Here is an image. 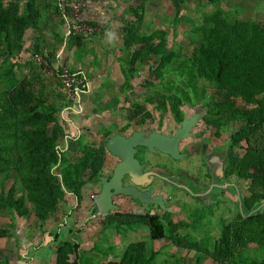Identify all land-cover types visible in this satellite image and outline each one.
Returning <instances> with one entry per match:
<instances>
[{
	"label": "rangeland",
	"instance_id": "374dc122",
	"mask_svg": "<svg viewBox=\"0 0 264 264\" xmlns=\"http://www.w3.org/2000/svg\"><path fill=\"white\" fill-rule=\"evenodd\" d=\"M16 1L24 13L27 0ZM77 1L75 9V0H36L41 11L38 29L27 31L22 52L11 63L25 91L38 94L57 111L48 133L56 132L67 163H78L86 148L105 151L108 156L101 171L105 177L112 174L115 163L105 149L113 135L147 130L171 137L180 128L169 95L180 85L173 80L188 77L184 64L197 54L202 30L234 22L264 29V0ZM162 42L165 52L161 54L157 47ZM159 56L172 63L161 68ZM53 68L67 70L83 87L63 91L59 78L48 74ZM167 68L170 71L162 79ZM125 73L130 85L124 84ZM197 84L192 105L179 104L181 121L197 116L190 137L179 144L182 159L145 156L166 176L174 175L173 184L157 179L152 186L154 195L164 199L166 210L140 205L132 211L128 204L134 202L116 197V203H125L122 212L98 216L90 196L98 195L100 183L86 184L80 203L65 191L43 227L34 219L12 221L9 213L0 210V231L8 232L0 237V264H55L57 249L69 239L77 240L82 251L77 264H126L130 257L139 263L142 255L153 252L157 253L153 264H196L197 258L198 264H216L225 250L224 241H234V224L243 225L242 217L264 215V182L250 178L259 175L261 168L245 157L251 155L249 144L264 145V124L237 137L243 119L252 118L254 105L230 99L226 91L199 78ZM180 90L187 92L188 86ZM210 99L224 103L229 99L232 104L226 105L224 118L215 125L210 124ZM53 171L57 173L56 168ZM15 175L11 172L5 180L0 174V191L8 190ZM146 212L165 218L166 224L172 222L171 231L165 227L164 239L150 241L147 226L138 220ZM261 228L264 218L254 225L248 221L243 239ZM242 250L247 257L260 259L255 244ZM74 260V255L68 256L69 263Z\"/></svg>",
	"mask_w": 264,
	"mask_h": 264
},
{
	"label": "trees",
	"instance_id": "16d2710c",
	"mask_svg": "<svg viewBox=\"0 0 264 264\" xmlns=\"http://www.w3.org/2000/svg\"><path fill=\"white\" fill-rule=\"evenodd\" d=\"M176 8L178 10L179 5L176 4ZM40 19L41 11L36 6V0H27L25 12L22 14L16 0H8L7 3L0 0V174H4L5 180L11 172L17 175V180L15 175L8 190L0 191V210L9 213L12 221L16 217L34 219L37 226L43 227L56 213L58 201L65 191L72 193L77 203H80L82 188L88 183H99L105 151L86 148L78 163L68 164V156L57 144L56 132L48 133V126L57 111L38 94L26 92L25 86L20 84L14 74L16 66L11 63V59L22 52L27 31L37 30ZM91 25L96 26L95 23ZM202 38L203 42L197 54L184 64L188 77L173 80L175 84L180 83L173 87L174 92L169 95L176 122H181L179 104L184 102L191 106L192 100L197 99L199 78L217 89L226 91L230 99H240L254 105L250 113L252 118L243 119L235 132L237 137L242 136L244 130L250 129L254 133L261 129L264 124V29L249 28L239 22L224 24L223 28L213 25L202 30ZM150 49L151 53L156 52L155 47ZM157 51L161 54L165 52L164 42L157 47ZM37 53L39 54V50L36 46L34 54ZM44 59L47 64H51L45 57ZM158 59L162 60L163 69L172 63L169 58L159 56ZM53 69L55 77L59 78L61 70ZM169 71V68L165 70L162 79ZM129 82L125 73L124 84L128 85ZM182 86H188V91H181ZM60 87L63 90L62 85ZM81 87L78 86L79 89ZM176 90L182 97L175 95ZM228 100L225 103L215 99L208 101V112L212 118L210 124L215 125L224 118L225 111L228 110L226 105L232 106ZM230 141L234 143L233 137ZM249 147L248 152L251 155L246 154L245 157H249L248 162L259 163L261 168L259 175L253 174L250 178L264 182L263 142L260 146L249 144ZM247 160L243 165H246L244 163ZM54 168L57 173L53 171ZM118 213L114 212V215L118 216ZM142 216L143 219L138 220L147 226L150 241L164 239L166 226L171 227L169 231L172 230V222L166 224L165 218L161 219L147 212ZM263 218L262 214L257 217L249 216L247 219L242 217L243 225L234 224V241H224L225 250L218 257L216 264H264V228L246 235L245 240L241 233L248 221L254 225ZM7 233L0 231V237ZM249 244L256 245L260 259H253L244 254L242 248L247 249ZM71 254L75 260L69 263L68 256ZM156 255V252L148 257L142 255L139 263L130 257L126 264H153ZM81 256L78 241L69 239L57 249L55 264H77ZM199 261L200 258H197L196 264ZM106 264L118 263L109 261Z\"/></svg>",
	"mask_w": 264,
	"mask_h": 264
},
{
	"label": "water",
	"instance_id": "95a60500",
	"mask_svg": "<svg viewBox=\"0 0 264 264\" xmlns=\"http://www.w3.org/2000/svg\"><path fill=\"white\" fill-rule=\"evenodd\" d=\"M196 118L197 116L188 120L183 119L180 128L172 137L154 131L146 135L144 130L134 131L128 136L117 134L110 137L105 143V149L119 161L109 177L99 178L101 186L96 200L97 215L104 216L109 212H117L119 207L113 203L116 196L129 197L144 206L157 205L165 210L164 199L154 195V190L140 191L136 188L147 187L151 182L148 178L151 174L143 173L144 165H140L135 158L136 149L143 147L149 152H160L174 160H181L183 156L179 152V144L183 139L190 137V130L195 125ZM124 177H127L134 186H123Z\"/></svg>",
	"mask_w": 264,
	"mask_h": 264
},
{
	"label": "flooded vegetation",
	"instance_id": "af4514ba",
	"mask_svg": "<svg viewBox=\"0 0 264 264\" xmlns=\"http://www.w3.org/2000/svg\"><path fill=\"white\" fill-rule=\"evenodd\" d=\"M139 131H141V130H139ZM144 131L146 132V135L150 134L149 131H147V130H144ZM161 134H163V133H161ZM163 135H166V134H163ZM166 136H169V135H166ZM136 150H137V152L135 154V158L139 161L140 165H144L143 173H146V174L150 173L151 174L150 176H148V178L151 179L150 184L147 187L136 186V188L138 190L147 191V190L152 189V186L157 179L160 180V182L165 183L167 185L174 183V181L172 179V177H174V175H171L169 177L166 176L164 174L165 172L162 168L150 165V163L148 162L149 160H147L148 158H145V156L157 157L160 155H164L166 157H169L168 155L162 154L160 152L152 153L143 147H138ZM113 158L115 159V163H114V166H115L119 160L116 157H113ZM122 182H123V186H134V184L127 177H124ZM194 187L196 189V185H194ZM119 197H122V196H119Z\"/></svg>",
	"mask_w": 264,
	"mask_h": 264
},
{
	"label": "built area",
	"instance_id": "2783aa9c",
	"mask_svg": "<svg viewBox=\"0 0 264 264\" xmlns=\"http://www.w3.org/2000/svg\"><path fill=\"white\" fill-rule=\"evenodd\" d=\"M78 3L79 2L77 0H75V5H74L75 9H77V7L79 6ZM74 21L76 23H78L79 19L75 18ZM48 74L51 77L55 76L54 71L49 72ZM59 81L63 87V90L68 91L69 93L71 92V90L73 89L74 86H75L74 88L78 89V90H79V88H78L79 85H81L83 87L81 81H79L75 76L71 75L67 70H64V69L61 70V75L59 76ZM90 198L93 201L94 206L96 207L97 195H91Z\"/></svg>",
	"mask_w": 264,
	"mask_h": 264
},
{
	"label": "crops",
	"instance_id": "0c3cea01",
	"mask_svg": "<svg viewBox=\"0 0 264 264\" xmlns=\"http://www.w3.org/2000/svg\"><path fill=\"white\" fill-rule=\"evenodd\" d=\"M119 135H123V134H119ZM114 136V135H113ZM125 136H127V135H125ZM107 156H108V154L106 155L105 154V158H106V160L105 161H107ZM116 197H119V196H116ZM116 197H114L113 198V203L116 205V206H118L119 207V210L117 211V212H122V210H123V207H124V205H125V203L123 202V203H116V200H115V198ZM123 197V196H122ZM124 198H127V199H130V201H132V202H134V203H132V204H128L129 206V208L128 209H130V210H135V208H137V207H140V205L141 204H139L137 201H135V200H132L131 198H129V197H124ZM135 204V205H134ZM65 230V229H64Z\"/></svg>",
	"mask_w": 264,
	"mask_h": 264
}]
</instances>
